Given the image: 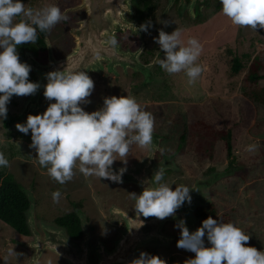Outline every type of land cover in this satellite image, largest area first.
<instances>
[{
  "label": "rangeland",
  "instance_id": "obj_1",
  "mask_svg": "<svg viewBox=\"0 0 264 264\" xmlns=\"http://www.w3.org/2000/svg\"><path fill=\"white\" fill-rule=\"evenodd\" d=\"M152 3L153 10L142 15L144 23L150 22L151 26L140 40L141 43H146L148 49L144 59L154 61L156 58L152 80L147 81L144 75L139 78L130 71L123 73L117 80L105 67L92 73L94 90L88 98L91 102L81 104V107L90 113L103 107L105 97L128 95L134 98L144 111L151 113L154 122L160 125L156 129L164 135V148L175 149L174 152L177 153L180 151L174 160L175 168L168 173L165 183L175 190L182 181L191 182L198 176L226 171L227 174L220 179L226 178L209 190V194L207 191V196L213 199L219 216L234 214V221L236 219L237 222H242L244 228L249 224L252 247L264 251V104L252 98L255 92L264 89V79L257 83L246 79L249 65L255 57L262 62L261 72L264 73V29L256 31L250 27L234 25L222 13L220 0H211L203 8V14L199 18L188 13L187 5L184 10L172 8L167 13L169 0H153ZM164 21L168 23L165 24ZM177 28L181 31V39L185 44L189 38L195 37L202 46L196 63L202 66L203 71L194 84L188 83L184 72L169 75L158 63L164 53L159 50L160 46L154 38L159 36L161 29L171 34ZM52 35L54 37L55 32ZM17 47L21 62L27 63L26 51L40 59L45 57L41 50L34 52V47H28L29 50ZM246 53L251 58L245 59V68L232 74L234 57ZM34 79H38V75L31 69L29 80ZM29 97L30 95H14L10 99L7 108L17 116L11 128H6L4 120L0 119V152L5 154L10 165L1 170L5 174H12L21 186L32 188L37 198L38 221L55 222L56 217L71 210L82 212L86 217L93 213L94 222L98 226L105 224L108 216L120 220L111 212V206L119 202L121 207L132 210L134 202L129 197L132 185L96 176L85 177L79 172L78 164L72 180L61 185L39 164L36 157L38 153L30 147L31 130L24 134L17 130L16 124L26 123L29 114H42L54 101H48L43 92L40 106L22 115ZM206 124L214 130H232L231 166L224 141L218 140L215 143L213 158L208 155V142L203 143L205 148L202 152L198 151L203 149L199 143L200 135L206 130L203 125ZM183 134L188 136L185 139L187 143L176 150ZM207 140H212V137ZM250 145L255 146L253 151L248 150ZM137 146H130L127 163H132L142 154L143 149L138 150ZM56 190L61 191L58 203H54L52 199V193ZM89 190L95 201L94 211L90 213L87 202ZM244 228L243 231H246ZM206 237L205 245L208 246L210 243ZM29 238L31 236L20 235L0 220V264H25L31 251L18 244L17 240ZM9 250H12L11 254ZM171 250L175 254H184L179 255L182 262L195 256V253L177 246ZM38 264L67 263L54 252L46 251Z\"/></svg>",
  "mask_w": 264,
  "mask_h": 264
},
{
  "label": "clouds",
  "instance_id": "obj_2",
  "mask_svg": "<svg viewBox=\"0 0 264 264\" xmlns=\"http://www.w3.org/2000/svg\"><path fill=\"white\" fill-rule=\"evenodd\" d=\"M222 13L234 25L264 29V0H220ZM20 19L17 20L16 18ZM68 17L56 5L42 8H26L22 0H0V119H7V105L15 96H29L37 92L38 82L29 80L31 66L21 62L17 46L35 45L37 30L48 32L61 20ZM163 23L167 24V21ZM147 22L140 26L148 31ZM177 28L171 34L163 29L155 42L164 53L158 61L169 75L184 72L188 83L194 84L203 71L198 65L202 46L195 38L187 44L181 39ZM115 46L117 41L112 38ZM50 47V46H49ZM48 83L44 96L49 104L42 114H29L26 123H17L18 131L28 134L31 130V148L38 155V162L47 169L49 176L64 185L72 180L77 167L85 177L96 176L122 182L126 167L112 169L117 159L127 164L130 146L137 144L147 148L153 142L154 119L130 96L104 98L103 107L87 112L81 104H87L94 90V81L86 71L54 70L46 74ZM254 145L248 147L253 151ZM119 157V158H117ZM9 160L0 152V168L9 167ZM163 169H158L151 180L158 187L144 188L140 193H131L135 210L144 217L154 216L161 220L175 216L185 201L190 204L191 190L177 186L175 190L163 180ZM148 184V181H147ZM194 189V188H193ZM61 198V191L52 193L54 203ZM180 229L177 247L195 253L187 264H264V251L246 246L249 235L232 222H224L209 216L195 231L190 232L183 219L175 225ZM205 236L211 246L205 245ZM12 250H9L11 254ZM7 261V260H5ZM130 264H165L158 255L141 252Z\"/></svg>",
  "mask_w": 264,
  "mask_h": 264
},
{
  "label": "water",
  "instance_id": "obj_3",
  "mask_svg": "<svg viewBox=\"0 0 264 264\" xmlns=\"http://www.w3.org/2000/svg\"><path fill=\"white\" fill-rule=\"evenodd\" d=\"M96 0L94 3L99 8H102V16L99 19L101 27H97L96 17L89 16L88 20L82 28L83 39L79 40L78 46L75 51L70 53L66 58L58 60L53 54L51 43L48 45L50 50V62L48 64H42L32 53H27V64L31 66V69L38 74V79L35 82L40 84L39 89L33 95H30L26 106L22 112L26 114L31 109H37L40 106V98L42 92L45 90V85L48 83L46 74L54 70H72V71H86L90 76L91 72L98 70L102 67V60L107 59L109 63H120L125 66L126 63H130L136 70H141L145 74L146 80H152L153 78V66L154 61L148 64H141L139 61L138 51L122 50L121 45L116 43L113 46L110 41L115 38V31L118 29L119 23L125 25L128 28H132L135 31L141 30L140 26L143 24L130 23L124 19L122 10H111L109 18H106V12L110 10L106 9L112 4V8L124 5V1L116 0ZM184 0H182L181 4ZM211 0H190L189 12L192 17L199 18L203 14V8L210 3ZM103 3V4H102ZM174 0H170L168 8L172 6ZM106 10V11H105ZM105 11V18H104ZM104 18V19H103ZM94 28V30H91ZM98 31L100 34L89 36L90 31ZM144 45H142V48ZM141 48V49H142ZM112 69V68H111ZM157 136V133H152V136ZM159 148L158 137L153 138L152 145L150 146L149 154L141 161H137L134 165H112V169L119 171L121 167H126V171L122 176V182L136 183L140 186L141 192L148 185L150 187H158L151 178L158 169H174V157L173 155H163L161 160H155V151ZM152 168L151 174L148 175V169ZM226 172H214L204 179H199L196 184L191 187V203L187 200L185 203L177 209L175 216H169L163 220L150 216L144 217L142 214H131L130 212L119 210L121 214L127 220V227L121 232V236L116 242L115 249L108 251V249L98 245L95 247V254L97 258H92V251L90 248L92 232L89 228V224L86 216L82 212H77L81 219L83 236L81 238H74L69 233L66 227L59 225L56 222H47L44 220L38 221L36 214L37 198L32 188H25L20 186L21 190L27 195L30 205L25 211L27 225L30 231L31 238L26 240H17L18 244L31 251L29 260L25 264H38L40 258L46 251H52L61 256L67 264H130L131 261L137 258L139 249L135 247L136 240L141 238L148 239L147 243L163 242L164 238L162 226L169 220L183 219L187 224L190 223L189 215L193 212L190 210L195 202H200L201 205H209V200L205 194V190L213 185L221 177L225 176ZM148 181V184H147ZM194 188V189H193ZM204 192V196L202 194ZM195 192L196 195L192 194ZM200 194V196L198 195ZM195 201V202H194ZM194 202V203H193ZM190 206V207H189ZM149 225H151V231L153 235L151 238H147L146 233L149 231ZM144 245V244H143ZM126 249V250H125Z\"/></svg>",
  "mask_w": 264,
  "mask_h": 264
},
{
  "label": "flooded vegetation",
  "instance_id": "obj_4",
  "mask_svg": "<svg viewBox=\"0 0 264 264\" xmlns=\"http://www.w3.org/2000/svg\"><path fill=\"white\" fill-rule=\"evenodd\" d=\"M95 1L96 0H22V2L25 4L26 8L31 7L34 9H39L45 5H50V4L56 5L61 9L62 13L68 17V19L67 20H61L58 24H56L51 29V31L40 32L39 30H37L38 39H37L36 44L35 45L23 44V45H20V47L23 48L24 50H29L28 47H34V49H33L34 52L41 50L44 53V56H45L44 59H40V58L36 57L35 55L34 56L42 64H48L50 62V55H49L50 50H49V45H48L49 43H51L53 54H54L56 59L61 60V59L66 58L70 53L75 51L76 47L78 46L79 40L83 39L84 34L82 32V28L85 25V22L88 20L90 14H91V16H93V14H94L96 17V24L95 25L97 27L102 26L100 23V20H99L102 16V8H99L97 6V4L94 3ZM107 1H109V0H107ZM114 1H116V0H111V2H114ZM122 1H124V5H121V6L116 5L113 8H112V4L110 6V3H109V6L106 9L110 8V10L106 12V18H109V14H110L111 10L116 9V10H122L124 19L126 21H128L130 23L145 24L143 16H142L143 13H146V12L150 13L154 8V5L152 3L153 0L152 1L151 0H122ZM169 2H170V0H169ZM181 2H182V0H174V3L172 4V6L170 8H168V6H169V4H168V6L166 8L167 13L172 8H176L178 11L184 10L186 8V5L188 6L187 11L189 13L190 0H184V2L182 4H181ZM105 11H104V18H105ZM16 19L19 20L20 18L17 17ZM117 28L118 29L115 31V39H116L117 43L121 45L122 50H125V51L130 50V51L135 52V51H138L140 49L141 51L139 53V61L141 62V64L142 63L148 64V63L152 62L151 59L150 60L144 59V56L146 55V53H148V49H146V43L140 42L145 31L143 33H141L140 31H138V30L135 31L132 28H128L125 25H122L121 23H119ZM91 30H94V28H92ZM52 32H55L54 37L52 35ZM97 34H100V32H98L96 30L90 31L89 36H93V35H97ZM142 45H144L143 48H142ZM27 53H29V52L26 51L25 54H27ZM143 59H144V61H143ZM126 65L127 66L120 64V63L119 64L118 63L111 64V63H109V60L103 59L102 60V67L98 70L92 71L90 78L92 77L93 72L102 70L105 67L108 70V72L114 74V76L117 80L121 77V75L123 73H127L129 71L132 73H135L139 78L141 75L145 76V74L141 70H136L130 63H126ZM154 66H153V68H154ZM36 80L37 79H34V81H32V80H30V81L35 82ZM43 92H42V94H43ZM180 110H178V112H177L179 115H180ZM174 116H176V115L174 114ZM156 126H160V125L157 124L156 122H154L153 132L157 133V136L155 135V136H153V138L158 137V139H159V148L155 151V160L156 161L161 160L163 158V155L175 154V157L178 156L180 154V151L177 153V152H174L175 149H173V150L167 149L166 146L164 148L163 145L164 144L166 145V140H163L164 135L161 134V131L156 129ZM203 126L205 127V125H203ZM204 134L200 135L199 146H201V148H203V149L198 150L199 152H202L205 148L202 146L203 143L206 142V138H205ZM181 138H182V141H180L179 146L176 148V150L178 148L184 147L185 144L187 143V141L185 139L188 138V136H185L183 134V135H181ZM221 141H223V140H221ZM162 143H163V145H162ZM137 147H139L138 150L140 148H142L139 145ZM196 148H197V146H196ZM142 149H143L142 154H140L138 157H136L132 163L128 162L126 165H134L137 161L143 160L149 154L150 146L147 148H142ZM175 157H174V160H175ZM227 157L229 159V161H228L229 166H231L233 164L232 163L233 154H232V156L231 155L228 156V152H227ZM174 164H175V162H174ZM113 165H125V164L123 161H114ZM226 169H228V168H226ZM146 171L149 175V174H151L152 168L150 167V169H148ZM171 171H173V169H166L163 171L164 176H163V180L161 181V183H165V179H167L168 173H170ZM224 172H226V171H224ZM204 178H206V176H198L191 182L182 181L179 183V186H186L189 189H191V187H193L199 179H204ZM224 178H226V177H224ZM224 178L217 180L213 185H211V187L208 189V194H209V190H212V188L214 186H217L221 182V180H223ZM120 183H127L129 185H132L133 187L129 188V190H131V193H133V192L137 193V194L141 193L140 186L137 185L136 183H131V182H120ZM131 193H130L129 197H130V200L132 201V203L134 202L132 205L133 209L132 210L131 209L130 210L125 209V208L121 207V204L119 202H117V204H112L111 212L116 214L120 220L117 221V220H115V217L108 216L107 221H105V224L98 226L94 222V217H93L94 214L90 213L92 210L94 211L95 201L93 200L91 190H89L88 195L90 197L87 200V202H88V206L90 209L89 213L91 215H88L86 218H87V221L89 224V228L92 232L90 248H91V250H93L92 251V258L93 259L97 258L96 254H95V247L97 245L99 248H101V247H104L105 249L107 248L108 251L115 249L116 242L119 239V237L121 236V232L126 229L127 220L125 219V217L121 214V211H119V210L121 209V210L130 212L131 214L137 213V211L134 208L135 200L132 198ZM192 194L196 195L195 192H192ZM202 194L204 196L203 191H202ZM205 194L207 196V190H205ZM198 195L200 196V194H198ZM207 198L209 200H211L210 201L211 203L209 205H201V204H199L200 202H195V201H194L195 203L193 202L194 205L190 209L193 213L189 215L190 223L189 224L186 223V226L188 227L190 232L197 230L202 225V222L205 219H207V213L204 211V209L202 210L203 207H208L211 204H213L216 207L213 199L211 197H209V195L207 196ZM72 211L77 213L76 210H71L67 213H70ZM216 211H217V208H216ZM67 213H65V214H67ZM65 214H62L61 216L65 215ZM58 217H60V216H58ZM58 217L55 218L56 223H57ZM212 218L217 219L218 221L221 219L224 222H232L233 224H235L237 227H239L242 230L244 228V226L242 225V222H237L236 219L234 221V214L225 213V214H223V216H219L218 212H216V214ZM248 221H249V219H247V222ZM80 222H81V219H80ZM177 222H178V220H169V221L164 223V225L162 226V231H161L164 235V238L161 239L163 242L155 241V243H152V242L147 243V241H149L148 239L139 237V239L136 240V243H135L136 249L137 250L139 249L137 258L140 256L141 252H146L150 255H158L165 262V264H187V262H182L179 259L180 258L179 255H184V254H182V253L175 254L171 250L172 247L177 246V241L180 238V229L175 227ZM80 225L82 228V223ZM248 225L246 228H244L246 230L244 232L247 235H249V226ZM149 228H150L149 231L146 233L147 238H151L153 235V232L151 231V228H152L151 225H149ZM82 236H83V228H82L81 236L74 237V238L78 239V238H81ZM252 244H253V240L249 236V241L247 242L246 246H252ZM208 246H211V245L209 244ZM175 255H178V256H175ZM59 257L65 263H67L61 256H59Z\"/></svg>",
  "mask_w": 264,
  "mask_h": 264
},
{
  "label": "trees",
  "instance_id": "obj_5",
  "mask_svg": "<svg viewBox=\"0 0 264 264\" xmlns=\"http://www.w3.org/2000/svg\"><path fill=\"white\" fill-rule=\"evenodd\" d=\"M251 55L246 53L242 56H235L231 66V73L237 74L245 68V59L249 60ZM263 65L259 58L255 57L250 65L246 74L248 81L257 83L261 79H264V73L261 72ZM246 80V81H247ZM252 98L264 104V89L259 92H255ZM17 120V116L12 114L9 110L7 112V119H4V126L11 128L13 123ZM205 138H211L212 140L206 141L209 143L207 149L210 150L209 157H214V147L218 140L225 142V147L228 152V156H232L233 132L231 129L214 130L211 126L205 125ZM211 136V137H210ZM30 205V201L27 195L21 190L19 184L16 182L12 174H5L0 168V220L14 228L22 236H30V231L27 225L25 211ZM209 216L213 217L216 214V207L211 204L208 207H203L202 210ZM57 223L67 228L68 233L72 237H79L82 233L81 222L78 214L74 211L58 217Z\"/></svg>",
  "mask_w": 264,
  "mask_h": 264
}]
</instances>
